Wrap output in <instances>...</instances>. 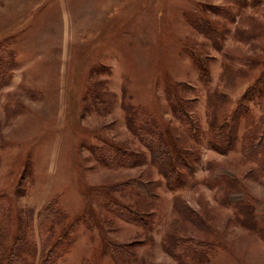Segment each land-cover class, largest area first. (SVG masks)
I'll return each mask as SVG.
<instances>
[{
	"label": "rangeland",
	"instance_id": "obj_1",
	"mask_svg": "<svg viewBox=\"0 0 264 264\" xmlns=\"http://www.w3.org/2000/svg\"><path fill=\"white\" fill-rule=\"evenodd\" d=\"M208 4L234 12L221 16ZM197 14L217 31L200 29ZM1 42L13 47L16 64L0 86V193L11 201L0 255L19 227L37 224L40 211L57 202L62 216L52 240L75 228L70 251L53 264H182L165 242L184 235L220 246L207 264H264V171L243 141L251 122L264 129V0H0ZM261 80L262 93L249 92L251 119L242 117L234 147L215 149L210 123L229 121ZM92 90L107 91L112 104L100 105ZM130 106L154 112L170 139L200 150L183 188L171 189L149 154L130 167L96 156L101 137L149 153L128 127ZM180 117L199 134L189 135ZM216 164L261 205L245 216L226 204L225 192L207 183ZM134 178L155 189L146 223L108 206L141 200L118 187ZM177 198L202 222L176 211ZM120 244L130 255L117 261L112 251Z\"/></svg>",
	"mask_w": 264,
	"mask_h": 264
},
{
	"label": "trees",
	"instance_id": "obj_2",
	"mask_svg": "<svg viewBox=\"0 0 264 264\" xmlns=\"http://www.w3.org/2000/svg\"><path fill=\"white\" fill-rule=\"evenodd\" d=\"M246 0H233L234 4H244ZM210 9L221 16H228L233 13V6L230 4H208ZM193 22L198 24L200 29L204 27L212 28L208 18L194 15ZM210 30V29H208ZM216 34V32H212ZM14 49L6 42L0 43V86L9 82L11 72L15 67ZM262 80L253 84L244 96L242 103L236 110V113L229 121L218 123L213 120L210 123L209 129V143L221 152H228L235 145L238 137V125L242 117H246L250 121L249 102L255 93H262ZM93 91V92H92ZM93 98L100 105H110L107 97V91L97 92L92 90ZM249 92L254 93L249 96ZM128 127L133 135L146 146L147 151H140L125 147L122 143H117L113 140L100 138V144L97 146L96 156L100 161L106 165L111 166H133L142 164L147 161L148 154L151 156L153 164L160 167L161 172L165 175L168 186L177 190L183 188L188 183V178L194 173L196 161L200 157V150L191 145L189 142L180 141L178 138L170 139L167 136L166 130L163 127L162 121L158 116L142 107H128ZM178 114V108L174 111ZM184 122L183 119L180 117ZM189 131V135L196 136L199 134L200 128L190 122H185ZM252 126L244 135L243 141L246 150L249 153L257 154L260 158L262 171H264V129L258 130L261 125H256L255 121L251 122ZM199 137V135H198ZM195 139H199V138ZM220 165L210 166L212 173L208 178L209 186H216L224 193L223 199L225 203L233 206H240L241 210L247 216L250 214V208L255 206V202L261 205V202L256 201L253 196L244 190L239 183L235 173L218 167ZM119 189L124 190L130 188L131 192L138 194L141 198L137 203L126 204L120 201H110L109 208L126 218L127 220H134L146 223L150 216L154 215L151 207L156 205L153 194L154 188H148L147 182L142 178H134L127 182H122L118 185ZM155 190V189H154ZM11 201L7 194L0 193V244L5 241V224L10 221ZM175 210L182 213L186 220H193L202 222V217L191 210V207L186 201H181L179 198L175 201ZM256 207V206H255ZM257 208V207H256ZM62 216V210L57 202L48 204L38 214L37 224L30 221V225L26 224L18 229L15 241L7 254L0 255V264H53L56 259L64 254H67L71 249V234L75 228H71L63 236H60L55 242L52 240L54 234V221ZM197 218V221H195ZM153 223V220L150 221ZM74 224V223H73ZM150 225V224H149ZM166 249L171 252L178 261L182 264H207L215 257L219 251L220 246L211 241L200 239L197 236L184 235L181 237L173 236L166 238ZM44 249L40 252V249ZM43 253V254H42ZM114 258L121 260L122 257L130 255V249L123 244L116 245ZM115 258V259H116ZM6 259V263H4ZM116 259V260H117ZM118 261V260H117Z\"/></svg>",
	"mask_w": 264,
	"mask_h": 264
}]
</instances>
